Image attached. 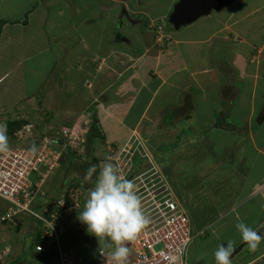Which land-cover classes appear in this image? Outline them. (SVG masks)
I'll use <instances>...</instances> for the list:
<instances>
[{"label": "crops", "instance_id": "0c3cea01", "mask_svg": "<svg viewBox=\"0 0 264 264\" xmlns=\"http://www.w3.org/2000/svg\"><path fill=\"white\" fill-rule=\"evenodd\" d=\"M121 1L123 2V0H0V114L4 115L11 106L10 97L14 94V106L22 96H25L27 102L23 112H29L31 115L46 107L45 109L50 111L46 115L48 118L46 122L50 124L55 123L54 119L60 121L74 119L72 122L74 125L71 124L76 127L84 124L86 129L89 126L93 129L95 125L94 136L89 135L91 140L88 139L90 146L94 145L93 139L96 136L103 137V146L105 137L109 138L106 140L107 144L124 142L131 129H143L145 118L151 116L154 119L148 118L145 126L147 132L150 130L152 132L150 136L146 135L148 141L152 139L157 129L170 128L169 131L173 132L177 139L178 134H182V146L191 147L197 144L201 150L199 146L204 139L200 138L211 128L216 127L221 134L227 131L229 141L225 144L237 147V151L234 152L238 153L244 148V143L247 144L244 134L248 133V128L240 129L244 126L233 123L234 118L248 122L247 110L252 111L254 116L264 105V80H260L259 90L249 88V81H253L250 75H257V71L264 68V22L262 25L257 23L261 18L255 20L250 15L242 23L241 39H233L232 35L236 30H227L228 28L220 22L222 24L220 27L209 28L207 32L195 35L196 37L180 36L181 32L195 24H188L183 31L182 28L172 29L169 26L163 30L162 38L168 37L164 43L163 40L157 41V34L155 35L157 24L161 22L164 14L167 16L168 11H170L168 16L171 14L178 0H167L164 7H161L164 8L163 12L161 10L158 15L154 14L153 8L150 12H142L149 14L151 18L155 17L147 26L149 31L139 27L138 20L135 19L125 25L124 18L129 12ZM141 1L134 0L135 4ZM152 1L154 3H151L152 6H159L161 0ZM257 11V15L261 17L263 11ZM142 13L134 11L133 16ZM120 27L124 34L126 30L135 35L145 33V39L141 40L136 36L134 39L118 38L121 33ZM224 31L227 33L224 34L223 42V38L218 36L223 35ZM36 36L43 37L46 42L41 46L38 39H35L34 42L38 44L30 45L29 40ZM214 37L216 41L215 39L212 41ZM213 46L224 47L225 54L229 53L228 57L226 59L212 57ZM220 64L224 67L229 83L223 84L225 86L222 87L221 83L218 84L220 76L215 75L221 68ZM66 83L68 84L65 85ZM75 84L81 85L80 90L73 91ZM226 86L229 88H225ZM61 91L67 92L65 94L67 101L60 112L56 99H65ZM234 108L237 112L233 114L231 111ZM90 112L91 115L84 116ZM50 113L54 115L51 117ZM228 116L233 120L230 125H225L220 120ZM31 119L33 118L28 119V123L35 122ZM46 122H43L45 130L48 128ZM259 126L261 130L258 136L253 138L261 145L260 153L256 155L258 166L255 163L251 167L252 171L250 168L246 169L250 181L244 185L248 188L241 191L244 195L247 191H255V195L264 193L262 191L264 121ZM172 136L166 132L165 138L170 139ZM238 137L244 140L236 143ZM153 142L150 144L155 147ZM178 143L177 141L176 144ZM221 143L222 141L218 144ZM205 146L208 148V154L210 149L215 156L219 153L215 139L209 140ZM222 147L220 148L222 152L228 150L225 145ZM75 156L76 159H86L78 154ZM238 160L231 161L228 169H231ZM245 167L244 164L241 166L242 169ZM255 169L258 172L252 176ZM169 170L173 175H178L171 166ZM166 171L172 176L170 177L172 180L177 181L174 186L185 190L192 189L185 180H182L183 185L180 187L178 185L180 175L175 180L173 175ZM66 176L61 178L66 180ZM69 177L84 180L76 172ZM258 185L261 187L256 190ZM199 187L202 186L199 184ZM212 187L215 190L217 188L214 184ZM217 194L218 189L212 195L215 203ZM255 195H248L244 200H252L251 205L258 208L256 203L252 202H264V198L258 199L254 197ZM220 197L222 204L220 206L213 204V208L227 209L222 218L223 222L229 225L239 222L247 224V221L242 219L239 221L237 214L236 217L233 216L234 221L230 222L233 206L240 205H237V202L234 204L226 202L230 200L228 196L220 194ZM52 198L53 196L39 199L42 200V204ZM200 215L204 219L210 218L206 212H201L199 217ZM261 223L259 220L254 225ZM34 225L36 226L35 223ZM0 241V250L7 247L11 249L9 254L4 253L3 259L0 256V264L2 262L12 264L19 258L21 262H25L28 246L18 250L11 246L12 243L9 244L7 239L0 238ZM35 260L40 261L38 264H60L56 258L49 260L39 255Z\"/></svg>", "mask_w": 264, "mask_h": 264}, {"label": "rangeland", "instance_id": "374dc122", "mask_svg": "<svg viewBox=\"0 0 264 264\" xmlns=\"http://www.w3.org/2000/svg\"><path fill=\"white\" fill-rule=\"evenodd\" d=\"M156 1V0H154ZM167 0H161L159 1V6L153 5L152 0H142L141 3L135 4L134 0H123L121 1L122 5L125 6V9H127L128 14L125 15L124 18V23L125 25L129 24L130 21L135 19L136 21L138 20V25L139 27L143 28V30H148V27L151 20L154 19L155 17L151 18V16L146 15L145 13H142L144 11L150 12L151 9L153 8L154 14H159L162 10H164L165 2ZM179 1V0H178ZM154 4V3H153ZM111 10V9H110ZM254 10L255 13H252ZM257 10L260 12L263 11V14H261V17L257 15ZM136 11L138 13H142L139 15H134L133 12ZM170 11H168L167 16L164 14L163 17H161V22L157 24V31L155 35L157 34V41H165L167 40L168 37L162 38L164 31L167 27L169 28L170 24L168 22V14ZM157 14V15H158ZM250 15L255 19H260L257 21V23H260L262 25V22H264V0H236L234 3L228 5L226 8H224L221 11H213L209 15L202 16L195 22L191 24H195L193 26H190L187 30H184V27H182V31L180 36H188V37H196L203 32H207L209 28H214L215 26L220 27V25H225L228 29L231 30L234 29L236 33H233L232 37L241 39L243 36L240 27H242V23L250 17ZM222 22V24H220ZM189 24V25H191ZM142 25V26H141ZM187 26V25H186ZM147 27V29H146ZM173 29V28H172ZM243 29V28H242ZM138 30V29H137ZM179 30V32L181 31ZM121 33L119 34L118 38H123L126 37L128 39H134V36L140 37L141 40L145 39L146 34H137L126 30V33L124 34V30H121ZM149 31V30H148ZM152 32V31H151ZM25 33V32H24ZM227 31L223 32V35H219V37L223 38V42L225 39V35ZM154 35V33H151ZM196 35V36H195ZM218 35V34H217ZM230 38V37H229ZM38 39L39 45H43L46 41L43 39V37H34L33 40H29V44L35 43L34 40ZM216 41V38L214 37L212 41ZM121 40V39H120ZM74 41V39H73ZM26 42V40H25ZM221 42V43H223ZM38 44V43H35ZM214 44V42H212ZM225 48L218 46H213L211 48V54L212 57L216 58H224L228 57L229 53L227 55L225 54ZM45 56V55H44ZM217 62V59H215ZM51 66V64H49ZM48 66V67H49ZM221 68L218 72H216L215 75L220 76L218 84L221 83V87L223 84L226 83L228 85V76L224 72V67L222 64H220ZM227 70V69H226ZM217 71V70H216ZM250 78L253 81H249V88L256 90H259V84L260 80H264V68L260 69L257 71V75H250ZM66 83L65 85H67ZM75 89L74 86L72 85L73 91H78L80 90L81 85L80 84H75ZM225 86V85H223ZM219 86V90L221 89ZM224 88V87H223ZM225 88H229V86H226ZM224 88V89H225ZM14 89V88H13ZM12 89V90H13ZM68 90V87L66 88ZM85 90H83L84 92ZM18 93V92H17ZM61 94L65 96L67 94L66 91H61ZM15 96V94L13 95ZM10 97L11 100V106L8 107V109L5 111L4 115L0 114V123H4L7 125L8 129V137H9V148L14 147H32L33 145H36V139L40 137L41 135H46L50 138L53 136H61L64 138L63 130H67L69 132H81L83 134L82 137V143L78 147H72L68 145V147H63L65 148V153L68 154H78L79 156L91 159L90 161L92 162L93 165H96L98 170L99 166L102 165L105 162H112L114 163V159H117L118 156L123 158L122 155H120L121 150L123 147L128 143V141H131L132 143L135 142V140L141 138L143 148H149V144L152 143L154 140L155 142V147L152 146V148L155 151V154L158 157V161L163 165V167L167 168L169 171L170 166L174 168V172L177 173V176L173 175V178L176 180L178 179L179 183L178 185L181 187L183 185V181L187 184H190L192 186V189L190 190H185V189H180L178 186H176V189L178 191V195L181 199H185V205L188 207L190 215L193 220L192 221V227L193 229L195 228L196 231H199V235L195 238L190 251H189V258H188V264H216L215 261V251L219 248L221 244H227L229 241L233 243V253L235 250L240 247L242 244V248L239 250L238 253L235 255L231 256V264H264V231L260 234L262 236L261 243L259 247L255 250H252L248 247L247 243L243 241L241 234L236 228L237 224H226L223 222L222 218L224 217V214L227 212V209H224L223 207H220V209H215L213 208V204H218L219 206L222 204L221 202V197L220 194H222L225 197H229L230 200H227L226 202L229 203H236L237 205L240 206H233V211L231 212L233 215H231L230 222H233V216L236 217V214L239 216V219H242L244 221H247V225L252 227L254 230L257 232L264 226V202H258V201H253L252 203L257 205L258 208L253 207L251 205L252 200H244L246 196L248 195H255L254 192L252 191H247L246 194L244 195L243 190H245L248 187H244L246 182H249L250 175L247 174L246 169L250 168L249 170L252 171L254 164L258 160L256 155H259L260 153V148L261 145L257 140H254V137L258 136V133L260 132V127L258 124H255L254 119L257 118L256 113L254 116L252 115V111L247 110L248 114V122L246 121H240L236 120L231 117H225L223 122L225 125H230V122L233 120V123L244 126L240 127V129H246L248 128V133L244 134L246 136V142L244 143V148L239 150L238 153L234 152L237 151V147H232L228 146L225 143H227L229 138L227 137V131L223 134L219 132V130L215 128H211L206 135H204L200 139H204L202 143H200V148H198L197 144L188 147V146H182V134L179 133L178 139L177 137L174 136V133L169 131L170 128H165V129H157L155 134L153 135L152 139L150 141L147 140V136H150L152 132L148 131L145 126H147L148 118H152L151 116H147L143 122L142 128L143 129H131L130 135L124 142H118L114 144H107L106 140H109V138L106 139L105 137V146H103V137L101 136H96L93 141L94 145L90 146V143L88 144V139L91 140L90 137L93 133V129H90V126L87 127L84 126H73L74 124V119L72 120H64V119H54L55 123H49L46 122L48 118H46V115L50 112L48 109H45L44 107L41 108L40 112H34L30 115L29 112H23L24 110V105L27 102L26 97L22 96L20 98V101L18 103H15V106L13 105V99L14 97ZM66 99V100H65ZM65 99L59 100L58 101V109L59 111H63L64 106L66 105L67 98L65 96ZM52 103V102H50ZM52 112V109H50ZM233 114L234 112H237V110L234 108L233 111H231ZM63 113V112H62ZM51 117L54 115L53 113ZM246 115V113H244ZM82 115V114H81ZM90 114L85 113L84 116H89ZM252 115V116H251ZM33 118L35 122L32 121V123H27L24 124L22 127L17 126L19 128V133L20 131L28 124H32L33 127L31 131L26 132V134L20 139L16 140L12 136V125L11 123L13 122H20L21 120L27 121L28 119ZM31 119V120H33ZM57 120V121H56ZM88 118L86 119V121ZM222 122V120H220ZM43 122L48 123L46 130H45V124ZM73 125H72V124ZM91 122L89 121V124ZM50 124V125H49ZM94 124V120H93ZM255 125V128L252 126ZM92 126V125H91ZM196 126H198L196 124ZM90 131V132H89ZM178 131H181L178 129ZM16 132V131H15ZM89 132V133H88ZM145 132V135H144ZM166 132L169 134H172V138L168 139L166 137ZM134 134L137 136H134ZM187 134L184 133L183 135L185 136ZM147 135V136H146ZM67 138H70L69 136ZM215 143L218 145L217 148H219V153H216L217 156L213 153V150H209V154L207 151V147L205 144L208 143L209 140H214ZM72 140V138H71ZM241 138L236 139V143L239 141H243ZM264 140V138H263ZM179 142L176 144V142ZM221 144H218L221 142ZM234 141V140H233ZM153 142V143H154ZM199 142H201L199 140ZM165 143L163 146L162 144ZM192 143V142H190ZM137 144V142L135 143ZM151 145V144H150ZM153 145V144H152ZM228 149L226 151L220 150V148H223L224 146ZM162 146V147H161ZM105 147V148H104ZM69 148V149H68ZM150 147V151H153ZM59 149V146L58 148ZM241 154V155H240ZM238 160L234 165L232 166L231 169H228V164L231 161ZM83 160V161H85ZM171 164V165H170ZM244 164L245 169H242L241 166ZM256 166L258 164L256 163ZM66 167H67V162L64 160L62 165L58 168H56L51 175H49L47 182L44 184L43 188L45 187L49 192L47 197H56L58 198V190L60 188L61 182L63 181V178L66 175ZM258 172L257 169L254 170V173L252 176H255V174ZM173 174V173H172ZM202 175V176H201ZM63 177V178H61ZM75 178V177H73ZM78 178H76L77 181ZM95 180V178L93 179ZM189 181V182H188ZM69 182L65 181V185H67ZM173 183L176 185L177 181H173ZM199 184L202 187H199ZM209 187H206V185ZM215 185L218 189V194L216 195V203L215 200L212 198V195L215 193V189H213L212 185ZM264 186V185H263ZM212 187V188H211ZM261 186L258 185L256 190L260 188ZM245 188V189H243ZM83 195H84V203L88 197L89 190L84 186L81 187ZM264 192V189L262 190ZM222 192V193H221ZM264 195V193H263ZM262 193L256 194L254 197L256 198H264ZM253 197V196H252ZM41 199H38V202H41ZM264 201V200H263ZM220 203V204H219ZM84 206V205H83ZM191 206V207H190ZM11 204L7 202L4 199L0 198V211L5 210L7 208H10ZM213 209V210H212ZM213 211V213H212ZM256 211H259V213H256ZM201 212H206L208 216L210 217L209 219H204V217H199V214ZM16 220L18 222H16ZM218 222H217V221ZM262 221L261 224L254 225L256 222ZM33 221H35V218L33 215L29 213H21L19 214L18 218L13 220H9L7 222H0V238H3V240L7 239V242L13 245L15 248H22L24 246L29 249V245L32 243L33 237H34V230L36 226L34 225ZM226 221V219H225ZM240 221V220H239ZM61 237H62V244L63 248L65 250L69 249V247L77 248L84 256L88 255H93L97 256V252L100 249V246L104 249L110 250L113 249L114 245L107 239H103L100 241L97 237L94 235H91L88 233L87 228L82 229V230H76L74 228V223H70V227L64 231L61 232ZM1 242V241H0ZM23 244V245H22ZM1 248V246H0ZM27 249V250H28ZM21 253V252H20ZM22 252L21 254H23ZM34 252L28 251V255L25 258V262H21L20 258L19 260H14L12 264H38L40 261L35 260L38 257V254H32ZM232 253V254H233ZM9 254V253H8ZM18 256V255H17ZM40 257V255H39ZM4 257L1 256V259ZM47 259H55V258H47ZM7 260V259H6ZM12 260V258H10ZM12 262V261H9ZM3 263V262H2ZM1 263V264H2Z\"/></svg>", "mask_w": 264, "mask_h": 264}, {"label": "built area", "instance_id": "2783aa9c", "mask_svg": "<svg viewBox=\"0 0 264 264\" xmlns=\"http://www.w3.org/2000/svg\"><path fill=\"white\" fill-rule=\"evenodd\" d=\"M32 127V124L26 125L13 138L20 140ZM63 134L62 143L67 147L82 143L83 134L79 131L63 130ZM56 140L45 136L35 145V152L32 147H11L7 153H0V198L11 204L0 213V221L13 220L21 213L35 216L40 224L35 251L56 257L60 264H114L107 262L99 250L97 256H84L77 248H63L61 232L71 222L76 230L87 228L78 219L79 209L82 211L85 204L81 186H71L58 198L43 202L45 212L33 207L37 196L46 195L42 189L46 176L59 165L61 151L53 146ZM120 155L123 158L118 156L114 164L122 175L134 181L149 218L137 239L125 242L130 249L126 264H188L190 248L200 232L192 227L185 199L179 197V190L150 148H143L140 137L134 143L128 141ZM113 249H104L105 255Z\"/></svg>", "mask_w": 264, "mask_h": 264}, {"label": "clouds", "instance_id": "9594fccd", "mask_svg": "<svg viewBox=\"0 0 264 264\" xmlns=\"http://www.w3.org/2000/svg\"><path fill=\"white\" fill-rule=\"evenodd\" d=\"M7 133V125L0 123V153H7L9 151V137ZM45 136H47V134L43 135L42 138ZM50 138L57 139L56 142L53 143V146L56 149L59 146L58 150L61 151V159L65 153V148L63 147H66L62 143L64 140L63 137L60 136L58 139L57 136H53ZM149 146L152 148L151 145ZM31 150L35 152L37 150L36 146L33 145ZM72 154L77 155L75 153ZM153 154L156 156L155 153ZM61 165V160H59V165L51 171L55 170ZM51 171L46 176L43 186L47 182ZM94 175L95 180H93ZM84 180L92 183L93 187L89 190V194L82 211L77 205L79 209L78 219L81 223L87 225L88 233L97 237L99 243L101 240L107 239L114 245V249L111 250L108 255H105L104 249L100 246V254L102 257H106L107 262L111 261L114 262V264H126L130 249L126 246L125 242L134 241L137 239L138 235L149 223V218L144 212L141 198L136 191L135 183L134 181L129 180L124 175H122L118 165L112 162L103 163L99 166V170L96 165L91 166L88 168L84 176ZM84 180L78 178L76 181V177H68L66 180H63L58 190V197L64 192V190L71 187L72 183L74 182V186H84ZM65 181H68L69 183L65 185ZM43 186L42 189L46 195L43 197L37 196L35 199V204L33 205L36 211L41 212H45L43 207L45 204L43 202L42 204L41 202H38V199L46 198L48 195V190L45 187L43 188ZM52 199L56 198L53 197ZM3 211L4 210H1L0 213ZM15 218L13 220H15ZM34 218L36 228L34 230L32 243L29 245V251H32L45 258H56L47 257L35 251V244L39 241L38 234L40 231V224L38 223L35 216ZM69 227H67V229ZM236 228L241 234L243 241L247 243L250 249L255 250L259 247L262 240V236L258 233L259 231L257 232L244 222L237 223ZM32 246L33 250H31ZM233 250V243L231 241H229L227 244H221L214 253L216 264H231L230 258L232 256ZM8 252H11L9 247L0 250V256H3L4 253Z\"/></svg>", "mask_w": 264, "mask_h": 264}, {"label": "trees", "instance_id": "16d2710c", "mask_svg": "<svg viewBox=\"0 0 264 264\" xmlns=\"http://www.w3.org/2000/svg\"><path fill=\"white\" fill-rule=\"evenodd\" d=\"M179 4H180V0L177 1L175 3L174 9L171 12V14L168 17V22L170 24V27L175 28V29H180L182 27H184L181 23L180 17L178 16L177 12H178V8H179ZM186 26V25H185ZM257 118L254 120L255 124L257 123L258 126L261 125V123L264 121V105L257 111L256 113ZM224 120V119H223ZM222 120V121H223ZM27 121L21 120L20 122H13L11 123L13 131H12V136H14L15 131H18L19 128L17 126L20 125V127H22L24 124H27ZM95 125L93 127V129H95ZM253 128H255V125L253 126ZM93 135V134H92ZM43 137V135H41L40 137H38V139H36V143L39 142V140H41ZM61 160V164L64 162V160L67 162V167H66V172H67V176L66 179L70 176V173L72 174L73 172H76L79 176L83 177L85 176L88 168H90L91 166H93L92 162L90 161V159H87L85 161H83L81 158L76 159V156L73 154H68V153H64ZM166 174L167 173V168H164ZM169 172L172 174L171 170H169ZM173 175V174H172ZM169 177H172L171 175L168 174ZM175 176V175H174ZM95 178V175L93 177V179ZM75 183V182H74ZM72 183V186H74L75 184ZM85 187L86 188H92L93 184L90 182L85 181ZM52 200V199H50ZM48 200L47 203L50 201ZM46 204V203H45ZM191 207V206H190ZM194 221V219H192ZM33 250V246L32 249Z\"/></svg>", "mask_w": 264, "mask_h": 264}, {"label": "water", "instance_id": "95a60500", "mask_svg": "<svg viewBox=\"0 0 264 264\" xmlns=\"http://www.w3.org/2000/svg\"><path fill=\"white\" fill-rule=\"evenodd\" d=\"M235 0H180L178 16L184 25L191 24L201 18L209 15L213 10L220 11ZM264 231V226L259 230V234ZM244 245V244H242ZM238 247L232 255H235L242 248Z\"/></svg>", "mask_w": 264, "mask_h": 264}, {"label": "flooded vegetation", "instance_id": "af4514ba", "mask_svg": "<svg viewBox=\"0 0 264 264\" xmlns=\"http://www.w3.org/2000/svg\"><path fill=\"white\" fill-rule=\"evenodd\" d=\"M235 1H236V0H235ZM235 1H234V2H235ZM231 4H232V3H231ZM225 8H226V7H225ZM223 9H224V8H223ZM223 9H222V10H223ZM213 11H214V10H213ZM213 11H212V12H213ZM215 11H216V10H215ZM220 11H221V10H220Z\"/></svg>", "mask_w": 264, "mask_h": 264}]
</instances>
